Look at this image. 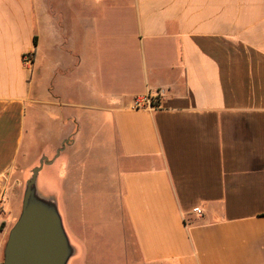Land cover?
<instances>
[{
    "label": "crops",
    "instance_id": "1",
    "mask_svg": "<svg viewBox=\"0 0 264 264\" xmlns=\"http://www.w3.org/2000/svg\"><path fill=\"white\" fill-rule=\"evenodd\" d=\"M160 89L159 108H132ZM28 110L35 141L54 137L43 157L70 137L81 156L94 121L118 162L101 215L120 225L80 222L101 177L73 167L55 197L37 179L68 264H116L121 244L127 264H264V0H0V264L32 171Z\"/></svg>",
    "mask_w": 264,
    "mask_h": 264
},
{
    "label": "rangeland",
    "instance_id": "2",
    "mask_svg": "<svg viewBox=\"0 0 264 264\" xmlns=\"http://www.w3.org/2000/svg\"><path fill=\"white\" fill-rule=\"evenodd\" d=\"M71 100L74 101V99L72 98ZM75 101H76V98H75ZM73 112L75 116L82 115V111L80 110H73ZM93 114L94 113H89V115L94 118L95 114L94 115ZM92 120H95V119H92ZM82 122L83 120L81 121L80 119H73L71 121V124L74 127V132L78 133L79 130H81V132L85 131L82 128L80 129ZM46 123L47 121L44 122V124L42 123L43 124L42 129L45 128L44 125ZM88 124L90 125L88 126ZM35 125H34L33 119H30V111L28 110L27 136H26V144H25L26 151L23 157H25L24 162L28 164L27 170L29 171L39 166L40 160L43 158V154L46 150V147L48 146V144H50L51 139L54 138V137H48V136L38 137L37 140L35 141V137H34L35 136V130H34ZM85 127L87 128L86 131L88 132H86L87 135H84V132H83L82 136L86 137V139L88 140L87 145L84 147L87 149V151H84V152L81 151L82 152L81 156L66 153V151H68L67 146H70V144L72 143L71 137L69 141H66L64 144L65 145V149L63 150L64 153L60 152L58 154V151L54 153L52 151L48 152V155H47L48 159L53 160L56 158V161L54 162V164L44 165V169L38 178L39 186H41L40 188L41 194L43 196H51V197L57 196V192H58L57 187H60L62 178L65 179L67 174L71 172V169L73 167L75 169H78V171H80V174H82L83 172L85 175H92L95 178L101 177L102 179L100 178V182L103 180V183H102L103 185L99 184L95 186L93 189L88 187L89 196L84 199V203H87V207L85 208L84 206L83 207L81 206L79 210V214L81 215L79 217L81 220L80 222L87 226L97 228L98 226H101V224H104L106 222L108 223V221L106 220L111 221L113 217H116V225H120L119 223L120 215H119L118 210H117L118 214H116V216L112 214H111L112 216L111 215H101L102 214L101 210H104L106 208L105 207L106 204L104 202L102 204V201H109L110 197L113 196V193L111 195V191L108 190L110 182L112 181L113 183L116 184V186L118 183L117 173H120L118 162H116L115 159L111 157V155L106 157L105 147L102 146L103 148H99L101 151H99L98 149L97 150L94 149L93 143L95 142V139H96L95 131H97L96 123L94 121H90V122L86 121L84 129ZM103 142L106 143L107 139L106 141H103ZM77 165L79 166L76 167ZM31 174H32V171L29 173L27 179L31 177ZM25 184L26 182L23 185V191L25 190ZM98 186H103L104 188L98 187ZM101 196L103 197V199ZM112 202H113V199L111 203ZM98 205H99V208L97 207ZM97 211L99 212L100 216L97 215ZM114 211L116 212V208L111 205L110 212H114ZM18 218L16 219V221L18 220ZM111 225H113V222L111 223ZM94 230L96 231V229ZM95 231L93 233H90L91 236L95 233V235H93L92 238L96 240H99V239L103 240L104 233L102 232L99 236V233ZM96 233L98 235H96ZM124 239H125L124 235L122 231L120 230V233L118 234V236H116L115 240H117L118 244H120L122 243V241H124ZM112 240H113V236H112ZM124 252H127L126 246L125 245L122 246V244L119 245L118 258L122 256V259L117 260L116 264H127L126 261L128 260V254L126 253L124 255Z\"/></svg>",
    "mask_w": 264,
    "mask_h": 264
},
{
    "label": "water",
    "instance_id": "3",
    "mask_svg": "<svg viewBox=\"0 0 264 264\" xmlns=\"http://www.w3.org/2000/svg\"><path fill=\"white\" fill-rule=\"evenodd\" d=\"M49 164L43 157L25 184L21 214L9 233L3 264H68L72 257L56 200L37 192L38 175Z\"/></svg>",
    "mask_w": 264,
    "mask_h": 264
},
{
    "label": "built area",
    "instance_id": "4",
    "mask_svg": "<svg viewBox=\"0 0 264 264\" xmlns=\"http://www.w3.org/2000/svg\"><path fill=\"white\" fill-rule=\"evenodd\" d=\"M25 62H29V58H24ZM166 91L165 89L157 90L153 93H150L148 95L137 97L133 104L132 108L135 110H144V109H156L159 108L162 98L165 96ZM194 213L201 215L202 211L200 209H195Z\"/></svg>",
    "mask_w": 264,
    "mask_h": 264
}]
</instances>
